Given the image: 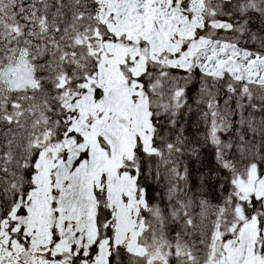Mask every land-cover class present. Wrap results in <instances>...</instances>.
I'll list each match as a JSON object with an SVG mask.
<instances>
[{
	"label": "snow or ice",
	"instance_id": "1",
	"mask_svg": "<svg viewBox=\"0 0 264 264\" xmlns=\"http://www.w3.org/2000/svg\"><path fill=\"white\" fill-rule=\"evenodd\" d=\"M0 264H264V0H0Z\"/></svg>",
	"mask_w": 264,
	"mask_h": 264
}]
</instances>
